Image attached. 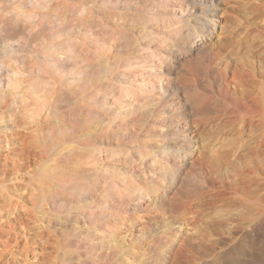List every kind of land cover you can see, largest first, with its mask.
<instances>
[{
	"label": "rangeland",
	"instance_id": "obj_1",
	"mask_svg": "<svg viewBox=\"0 0 264 264\" xmlns=\"http://www.w3.org/2000/svg\"><path fill=\"white\" fill-rule=\"evenodd\" d=\"M14 1L0 0V7H7L0 13V63L6 66L0 70L5 96L0 103V264H203L211 260L219 238L238 231L237 222L230 218L234 212L206 206L188 215L180 205L181 184L199 153L233 157L254 137L243 124V115H231L236 108L233 97L220 92L210 80L215 75L205 77L203 67L214 64L212 52L219 49L222 63L262 60L256 73L264 78V0H224L208 42H197L184 51L187 55L183 51L179 55L175 43H170L174 33L167 23L171 17H191L200 6L187 8L177 1L165 6L157 3L160 0ZM197 3L208 6L205 1ZM150 49L165 56L171 52L184 61L183 67L173 61L169 72L170 90L175 91L171 98L151 91L152 85L139 86L144 96L129 93L146 75L140 58ZM68 56L71 61H62ZM52 58L68 74L62 82L57 79L64 75L56 72ZM125 62L128 70L121 65ZM9 70L25 72V81L16 91L7 88ZM72 70L86 72L83 82L68 79ZM37 88L42 89L38 96ZM20 89L25 99L20 98ZM100 91L119 100L118 106L104 108L102 101H96ZM127 102L148 104L149 114L135 120L137 114L127 113ZM179 105L186 111L179 113ZM151 111L160 116H151ZM181 113L190 121L177 131H200L178 141L173 135L165 139L170 117L178 124ZM181 144L195 153L185 165L165 152ZM34 150L42 152L38 155ZM155 156L169 162L162 174H150L152 165L147 164ZM157 175L161 177L154 179ZM176 178L181 189L173 184ZM155 180L159 185H154ZM114 184L127 194L122 198L113 194ZM141 186L151 196L135 200ZM153 188L156 195L151 193Z\"/></svg>",
	"mask_w": 264,
	"mask_h": 264
},
{
	"label": "bare ground",
	"instance_id": "obj_2",
	"mask_svg": "<svg viewBox=\"0 0 264 264\" xmlns=\"http://www.w3.org/2000/svg\"><path fill=\"white\" fill-rule=\"evenodd\" d=\"M151 1L154 3L157 2L156 0ZM173 1L180 3L179 6L185 4L187 8H190V6H192L193 9L196 6L201 7L200 12L196 11L191 17L190 14H188L189 16L187 17L182 16L179 19H176L175 16L171 17L170 21L167 23L169 24V31L171 30L172 33H174L173 39H171L172 42L170 40L169 41L170 43H175V47L178 50H176V52H180V55L182 54V51L184 52L190 47L194 48L199 41L204 45L208 42L212 32L216 30V11L219 9L220 4L223 3L224 0H201L207 2L208 6H203L202 3H197L200 0H160L157 3L160 5L169 6ZM5 8L7 7H0V13L3 10H6ZM178 9L179 10L177 11H182V8ZM189 18H191L193 21L191 20V22ZM205 20H207L206 24L203 23ZM210 25L211 28L209 27ZM212 26H214V30H212ZM164 40H166V37ZM256 51L254 52L256 53ZM185 55L187 54L185 53ZM212 58L214 59V64L207 63L208 67L207 69L203 67L204 71L202 74H204L207 78H209V74L212 76L214 74L215 78L210 80H213L215 84H218L217 87H219L220 92L223 90L225 93H227V95L229 94L233 97L236 108H233L234 110L232 109L234 112L232 111L231 115H233V117L236 115L241 117L243 115V124L251 128L250 132L253 134L252 137L254 138L251 139L252 142L248 143L249 145L247 144L248 146L245 147V150L243 149L242 152L237 151L238 153L233 154V157L228 155L218 156L215 155V153H212L213 155L207 156L204 153H199V155L195 157V162H193L194 160L192 161L193 163L191 166L193 170H190V173L188 172L185 178L183 176L184 181L182 180L183 184H181L182 194L179 195L181 196L180 205L185 207L184 209L188 212V215L189 213L192 214V212L194 214V210L206 206H220L221 208L224 207L225 209H229L234 212V215L230 218L237 222V233L234 236L219 238L221 239V241L217 243V249L219 251L216 250L215 247L216 251L214 250L211 255L213 258H210L211 260L203 261V264H264V78L259 77L256 73L258 64L261 65L262 60H257V62H255L232 59L230 61H223L224 63H222V56L219 52V49H215L212 52ZM71 59L72 57L68 56L64 60L62 59V61H71ZM140 61L145 64L143 68L146 70V75L144 76L143 74L140 78L141 80L137 79V82L135 83L136 87H132L131 91L129 92L133 94L131 97L144 96L142 93L143 89L139 87L140 85L143 87L152 85L150 86V90L159 92L160 94L165 93L164 97L166 99L173 97L175 91L170 90L172 82L171 79L168 78L169 72L171 71L174 64L173 61L180 63L177 64L181 65V67H183L184 61L182 62V59L177 60L176 55L172 54L171 52H168L165 56L158 54V51L151 49L147 51L146 55L140 58ZM51 63H55L54 69L57 73L64 75L61 79L59 78L60 80L57 79L59 82H62V79L65 77V75H68L67 73H64L66 70H63L57 66V61L53 58ZM221 64L223 67H220ZM121 65L127 70L129 69L127 62L121 63ZM3 67L6 68L3 63H0V70ZM185 70L190 76H194V72L191 71L192 69L188 70V68H186ZM212 70L214 71L213 73ZM21 72L18 73L16 70H13L12 72L10 70L8 71L7 88L12 89V91H16L23 84L25 80H23L22 77L25 78V72ZM32 72L34 74L35 71L32 70ZM38 72L44 74L46 73V70L39 69ZM70 73L71 77L68 79L75 82L82 81L86 74V72H79L77 70H72ZM14 76L21 78H14ZM28 77H30V75ZM184 79H186L185 76ZM2 80L3 76L0 75V85L3 83ZM184 81L182 83H184ZM178 87L180 86H177V89ZM184 88L187 89V87ZM40 92H42V89L37 88L36 95L38 96ZM13 94L16 98L18 97L17 92H13ZM18 94L19 96L20 94L22 95L20 97L21 99L26 98L21 89ZM4 98V92L2 89H0V103L4 100ZM97 100L102 101L103 106L106 109L118 106L117 102L119 101L116 100L115 102L112 95H109L105 92L101 93V91L96 97V101ZM125 104L129 107L127 108L125 106L128 109L127 113L134 112L137 114V117L134 118L135 120L142 119L144 117L143 114H149L148 104L146 103H138L137 106H135L136 102H127ZM120 106L122 107L123 103L120 104ZM137 108H141L146 111L144 113H139ZM177 110L179 113L186 111V109L182 110V106L180 105ZM151 113V116H160V114L155 111H151ZM184 115L185 113H181L180 116H178V124H176V121L172 120L173 118L170 117L171 122L169 123V127L170 129L176 130L173 134H169L170 129H168L166 132H163L165 139H169V137L173 135L178 141L183 135L185 137L192 135L195 136L198 131H200L199 129H188L183 133L177 131L179 126H182L181 124H189L190 120H188ZM174 119L177 118L174 117ZM141 123L144 122L141 121ZM121 128H124V125L118 127L119 130H121ZM160 128H162L161 131L164 130V126H160ZM51 129L53 131L54 128L51 127ZM31 140L37 143L36 136H32ZM34 151V153L38 155L42 152V150ZM165 152H167L166 156L169 157V159L171 158L172 160H176L179 164L184 163V165L189 160V158L193 159L192 156H195V153L193 154V152H188L187 146L185 144H181V146H177V148L169 146L166 148ZM50 157L51 156L49 155L48 158ZM233 162H236L237 164H233ZM167 163L158 161L157 156L153 157L150 159V163L147 164L152 165L150 174L153 172H155V174H158L159 172L162 174V172H165L166 168L169 166ZM157 165H161L160 167L162 168L160 171H158L160 168H156ZM172 176L174 177V174H172ZM157 177H161V175H157L155 178H153L156 179ZM177 179L178 178H176V181ZM172 181L175 187L179 184V180L174 182V179H172ZM175 183H177V185ZM154 185H159V181L155 180ZM110 191L113 194L121 196V198L124 194H127L124 188L118 184L111 186ZM140 192V195L137 194L136 196L135 194V200H141L147 196L149 197L150 195L145 194L147 189H144L142 186L138 190V193ZM151 193H155L156 195L157 191L153 188ZM131 195H134V192ZM155 198H157V200H161L162 196L160 198V196L157 195ZM239 209L242 211H239ZM171 241L175 242V238L171 237ZM174 249L175 248H173V250ZM173 250L171 252H174ZM177 250H179V248Z\"/></svg>",
	"mask_w": 264,
	"mask_h": 264
}]
</instances>
